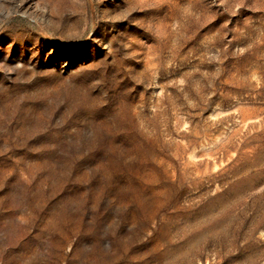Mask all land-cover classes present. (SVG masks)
<instances>
[{
  "label": "rangeland",
  "instance_id": "1",
  "mask_svg": "<svg viewBox=\"0 0 264 264\" xmlns=\"http://www.w3.org/2000/svg\"><path fill=\"white\" fill-rule=\"evenodd\" d=\"M0 264H264V0H0Z\"/></svg>",
  "mask_w": 264,
  "mask_h": 264
}]
</instances>
